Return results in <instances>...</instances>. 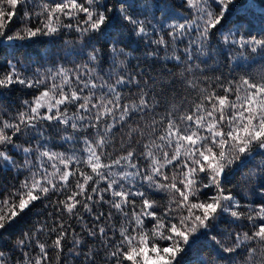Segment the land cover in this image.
Returning <instances> with one entry per match:
<instances>
[{
    "label": "snow or ice",
    "instance_id": "6c2138e0",
    "mask_svg": "<svg viewBox=\"0 0 264 264\" xmlns=\"http://www.w3.org/2000/svg\"><path fill=\"white\" fill-rule=\"evenodd\" d=\"M0 264H264V0H0Z\"/></svg>",
    "mask_w": 264,
    "mask_h": 264
}]
</instances>
